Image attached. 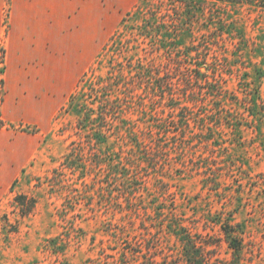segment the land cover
Listing matches in <instances>:
<instances>
[{
	"label": "rangeland",
	"instance_id": "obj_1",
	"mask_svg": "<svg viewBox=\"0 0 264 264\" xmlns=\"http://www.w3.org/2000/svg\"><path fill=\"white\" fill-rule=\"evenodd\" d=\"M186 1L0 0V264H264V0Z\"/></svg>",
	"mask_w": 264,
	"mask_h": 264
},
{
	"label": "trees",
	"instance_id": "obj_2",
	"mask_svg": "<svg viewBox=\"0 0 264 264\" xmlns=\"http://www.w3.org/2000/svg\"><path fill=\"white\" fill-rule=\"evenodd\" d=\"M181 1L185 2L186 0H181ZM164 88H165V83L160 84L157 90L158 93L167 94ZM162 89H164V91H160ZM190 94L196 95L195 92ZM173 98L174 97H170L169 100L171 101L173 100ZM177 106H173L172 109L175 111L179 110L178 114L180 115L179 117L180 119L178 122L181 123L183 120L187 122L190 121L191 117L185 112L189 109L185 107L181 108ZM99 120H100L99 112L94 113L93 110L91 109L90 111L85 113L83 119H81L80 121V124L84 128L87 126V124H91L92 127L91 136L92 138H95L96 143L101 142V140L106 136L104 130L101 127H97L98 125H100ZM93 127H95V129ZM97 158L98 159L100 158L101 160L104 159V161L105 158L109 159V161H106L107 163L106 162L104 163L107 164L108 176L117 177L119 175V177L121 176L123 178H126L125 175H123L119 170H117L118 164L113 160L111 155L108 154V156L104 155L103 157L98 156ZM78 161L79 160L72 157L71 154H69L66 157V162L68 164L67 166L71 170H76L74 166ZM96 164H99V162H96ZM104 164H99V165L103 166ZM16 202L21 206V210H22L21 212L22 215L24 216H29L30 214H32V212L36 207V200L34 198H28L25 195H21L17 197ZM168 228L170 232L176 235V237L182 244L185 264H214L211 263L210 258L206 256L205 247H204L205 245L204 242L201 241V239L199 238L197 239L196 237L189 234L188 231L181 225H168ZM222 232L224 234L225 241L228 244L229 249L232 251L233 259L230 262V264H241L242 252L244 250V241L240 236L237 227L227 223L222 226ZM56 241H57L56 239L51 240V242L53 243H56Z\"/></svg>",
	"mask_w": 264,
	"mask_h": 264
}]
</instances>
